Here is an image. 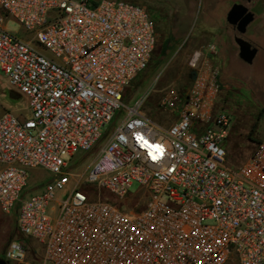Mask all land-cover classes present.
<instances>
[{
	"label": "built area",
	"instance_id": "obj_1",
	"mask_svg": "<svg viewBox=\"0 0 264 264\" xmlns=\"http://www.w3.org/2000/svg\"><path fill=\"white\" fill-rule=\"evenodd\" d=\"M9 17L30 37L13 35ZM156 44L150 12L133 1L0 0V69L30 111L0 115V209H17L42 264H264V137L242 164L228 162L214 42L191 55L185 98L165 96L180 105L171 125L146 115L144 95L125 103ZM83 153L93 157L77 172ZM37 168L52 178L27 194ZM24 257L12 242L6 259Z\"/></svg>",
	"mask_w": 264,
	"mask_h": 264
},
{
	"label": "rangeland",
	"instance_id": "obj_2",
	"mask_svg": "<svg viewBox=\"0 0 264 264\" xmlns=\"http://www.w3.org/2000/svg\"><path fill=\"white\" fill-rule=\"evenodd\" d=\"M128 1L142 4L148 9L156 26L157 44L149 66L128 85L125 103L133 104L134 99L144 95L146 100L143 111L146 115L166 127L171 125L179 116L180 105L169 108L164 103L165 96L174 90L179 100L185 98L192 81V69L189 65L191 55L210 42L216 43L218 52L212 56V60L219 68L221 83L216 109L226 111L232 119L229 134L224 140L228 162L233 166L242 164L264 137V51L253 65H247L238 59L229 61L223 57L225 45L229 44L227 13L234 0ZM257 23L258 21L249 27L246 36L264 46V33L257 31ZM5 25L15 36L26 39L31 35L13 17H9ZM262 25L264 28V23ZM223 69L227 70L226 76L222 73ZM236 69L248 74L250 79L239 77L235 74ZM6 110L13 111L22 119L30 115L26 98L8 85L6 76L0 69V115ZM119 119L116 116L110 124L104 126L103 134H110ZM79 157L83 163L78 164L76 170L83 172L93 156L88 159L89 154L83 153ZM70 168L73 169V157ZM51 178L52 174L47 170H30L26 193L41 190ZM139 186L138 182H134L130 196L137 195ZM66 196L67 192L60 194V198ZM16 213L17 209L10 213L0 209V257L6 258L11 243L19 241L25 247L24 260L9 261V264H42L44 246L38 239L27 236L18 229Z\"/></svg>",
	"mask_w": 264,
	"mask_h": 264
},
{
	"label": "flooded vegetation",
	"instance_id": "obj_3",
	"mask_svg": "<svg viewBox=\"0 0 264 264\" xmlns=\"http://www.w3.org/2000/svg\"><path fill=\"white\" fill-rule=\"evenodd\" d=\"M235 3H243L245 6L248 7V11H252L254 13V19L248 24L247 26V30L245 33H240L238 30V25L237 24H231L228 21V25L229 27H227V34L229 37V44L225 45L224 48V53H223V57L225 56V58H227L229 61L233 60V59H238L239 61H241L242 63H245L247 65H253L255 60L257 59V57L259 56V54L264 51V46L261 45L258 42H255L252 39H249L246 34L249 30V27L256 21H258L257 23V31L261 34L264 33V28H263V23H264V0H234L233 5ZM232 5V6H233ZM231 6V7H232ZM237 36H241L245 39H247L249 42H251L253 47L257 48V52L255 54V57L253 58V61L247 62L245 61L241 56H240V50H239V45L236 41V37ZM230 44H232L230 46ZM236 69V73L239 77L243 78V79H250V76L248 74H246L245 72H243L242 70H238ZM223 75L226 76L227 74V70L222 71ZM264 101V99H263ZM264 103V102H263Z\"/></svg>",
	"mask_w": 264,
	"mask_h": 264
},
{
	"label": "water",
	"instance_id": "obj_4",
	"mask_svg": "<svg viewBox=\"0 0 264 264\" xmlns=\"http://www.w3.org/2000/svg\"><path fill=\"white\" fill-rule=\"evenodd\" d=\"M254 19V13L252 11H248V7L243 3H235L227 13V21L231 24H237L238 30L240 33H245L247 30L248 24ZM236 41L239 45L240 56L247 62H252L255 54L257 52V48L253 47L251 42L247 39L237 36ZM196 72L192 71V80L195 78ZM192 86V81L189 84L188 91ZM187 91V92H188ZM0 264H9V261L0 257Z\"/></svg>",
	"mask_w": 264,
	"mask_h": 264
},
{
	"label": "snow or ice",
	"instance_id": "obj_5",
	"mask_svg": "<svg viewBox=\"0 0 264 264\" xmlns=\"http://www.w3.org/2000/svg\"><path fill=\"white\" fill-rule=\"evenodd\" d=\"M157 148L159 149L160 152V156H162L164 154V149L162 146L157 145ZM153 159H159V156H153Z\"/></svg>",
	"mask_w": 264,
	"mask_h": 264
},
{
	"label": "clouds",
	"instance_id": "obj_6",
	"mask_svg": "<svg viewBox=\"0 0 264 264\" xmlns=\"http://www.w3.org/2000/svg\"><path fill=\"white\" fill-rule=\"evenodd\" d=\"M106 167H107V168H113L114 165H113V164H107Z\"/></svg>",
	"mask_w": 264,
	"mask_h": 264
},
{
	"label": "trees",
	"instance_id": "obj_7",
	"mask_svg": "<svg viewBox=\"0 0 264 264\" xmlns=\"http://www.w3.org/2000/svg\"><path fill=\"white\" fill-rule=\"evenodd\" d=\"M151 62V61H150ZM16 222H17V220H16Z\"/></svg>",
	"mask_w": 264,
	"mask_h": 264
}]
</instances>
